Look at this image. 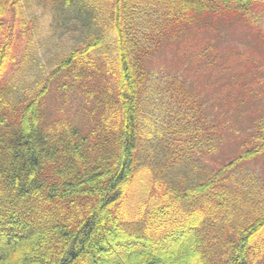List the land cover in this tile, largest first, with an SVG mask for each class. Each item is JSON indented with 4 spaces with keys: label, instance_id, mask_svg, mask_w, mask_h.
<instances>
[{
    "label": "trees",
    "instance_id": "trees-1",
    "mask_svg": "<svg viewBox=\"0 0 264 264\" xmlns=\"http://www.w3.org/2000/svg\"><path fill=\"white\" fill-rule=\"evenodd\" d=\"M259 5L0 0V264H264V81L208 166L230 128L154 61Z\"/></svg>",
    "mask_w": 264,
    "mask_h": 264
},
{
    "label": "rangeland",
    "instance_id": "rangeland-1",
    "mask_svg": "<svg viewBox=\"0 0 264 264\" xmlns=\"http://www.w3.org/2000/svg\"><path fill=\"white\" fill-rule=\"evenodd\" d=\"M258 7L253 10L257 17H252L257 21L238 15L216 17L166 42L154 60L166 73L186 77L207 113L230 128L217 152L205 157L208 166L223 164L240 152L238 137L259 108L248 93L250 84L259 90L258 81H264V11ZM253 164L264 173V161Z\"/></svg>",
    "mask_w": 264,
    "mask_h": 264
}]
</instances>
